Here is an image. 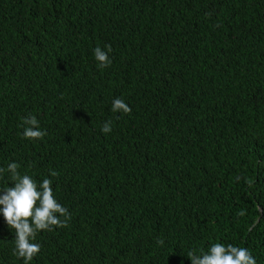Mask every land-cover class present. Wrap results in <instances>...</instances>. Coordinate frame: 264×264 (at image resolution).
<instances>
[{"label":"trees","instance_id":"16d2710c","mask_svg":"<svg viewBox=\"0 0 264 264\" xmlns=\"http://www.w3.org/2000/svg\"><path fill=\"white\" fill-rule=\"evenodd\" d=\"M30 116L43 139L24 137ZM13 162L71 214L30 264H191L214 243L264 264V0H0ZM14 247L0 214V264H24Z\"/></svg>","mask_w":264,"mask_h":264},{"label":"clouds","instance_id":"9594fccd","mask_svg":"<svg viewBox=\"0 0 264 264\" xmlns=\"http://www.w3.org/2000/svg\"><path fill=\"white\" fill-rule=\"evenodd\" d=\"M106 50L96 47L94 49L95 60L100 68L111 65L109 53L111 46L106 45ZM113 112L128 114L131 108L122 98L112 101ZM23 135L26 139H43L47 133L39 126L35 116L24 119ZM101 131L108 134L112 131L111 120L104 122ZM17 163H10L7 169L0 168V174L7 171L14 186L0 190V214L3 215L8 227L15 231L14 255L22 258L24 264H30L37 254L41 252L42 246L34 242L40 231H51L53 228H64L68 226L71 219L69 210L61 205L53 191L52 180L45 178L37 182L28 174H21ZM51 177H57L55 170L50 171ZM244 216V211L238 213ZM63 218V219H61ZM158 245H163L162 239L157 240ZM191 264H256L251 251L244 247L231 244L214 243L207 252L196 255L195 251L188 252Z\"/></svg>","mask_w":264,"mask_h":264}]
</instances>
